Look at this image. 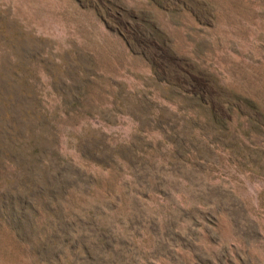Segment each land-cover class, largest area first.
<instances>
[{"label": "rangeland", "instance_id": "rangeland-1", "mask_svg": "<svg viewBox=\"0 0 264 264\" xmlns=\"http://www.w3.org/2000/svg\"><path fill=\"white\" fill-rule=\"evenodd\" d=\"M0 264H264V0H0Z\"/></svg>", "mask_w": 264, "mask_h": 264}]
</instances>
